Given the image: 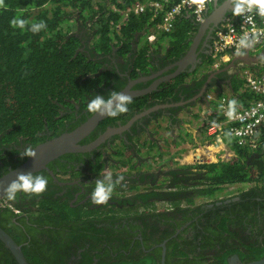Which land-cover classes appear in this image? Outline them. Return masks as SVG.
I'll return each instance as SVG.
<instances>
[{
  "label": "trees",
  "instance_id": "trees-1",
  "mask_svg": "<svg viewBox=\"0 0 264 264\" xmlns=\"http://www.w3.org/2000/svg\"><path fill=\"white\" fill-rule=\"evenodd\" d=\"M135 1L140 0H4L3 5L0 6L1 142H16L18 136L35 142L41 138L38 132L44 129V125L51 124V129L56 130L57 123L62 122L63 117L56 109L57 102L68 105V108L73 110L71 101L78 104L80 101L83 107L86 105L87 97L92 99L97 92L107 98L109 93L104 89L110 83V77H113L115 87L119 88L124 84L125 78L112 70L104 69L97 74L99 65L94 63V60H87L86 55H108L113 52L114 58L121 62L118 67L125 69L134 78L138 76V72H145L147 67L151 66L152 54L165 59L172 57L177 59L183 54L192 42L191 36L200 23L189 13H182L175 19L170 32L161 33L157 41L148 43L146 35L154 29L158 17L151 19L150 13L129 14L127 21L122 23L119 13L110 8L114 5L118 10L123 11ZM222 1L224 0H217L216 3ZM238 4L242 7L246 1L240 0ZM212 6L213 2L208 5L205 18L213 9ZM236 13L237 11L230 10L226 16H234L236 20ZM256 15L261 18L258 13ZM13 20L23 21V27L18 24L13 25L11 23ZM69 22L73 24L69 26ZM41 23L45 27L33 32V25ZM215 30L211 33L210 43ZM81 42H84V45ZM247 50L251 53L249 49ZM243 52L244 50L241 53ZM211 60L209 50L203 64L194 71L179 75L181 79H185L189 75L198 74L193 87L189 86L190 94L194 95L197 88L203 84L210 72L208 66ZM230 62L216 69L220 72L210 79L201 96L207 90L213 88L221 90L223 86H226L230 89L236 105L241 106L255 95L240 90L243 84L239 78V72L249 68L257 74L264 73V56L250 64L241 61ZM103 82H105L104 89L99 87ZM178 83L177 76L163 83L164 87L159 94H169ZM146 96L133 97V102L128 106L140 107ZM201 96L174 107L176 112L172 119L161 118L166 121L165 130L169 138L172 135L175 136L173 134L175 130L181 131L186 137L192 136V129L180 117V114L187 111L189 106ZM175 99V101L180 100L178 96H175ZM212 111L213 106L208 105L210 119L214 117ZM111 119L112 117L107 116L98 126ZM153 124L154 122L150 123L152 127ZM145 125L147 131L139 129L131 133L127 143L122 139H119V142L117 136L112 137L110 145L105 150L107 152L106 167L113 165L118 169L145 171L152 166L149 162L152 153L155 152L159 157L165 155L166 142L160 144L154 131L148 128V123ZM142 148H145L143 153H141ZM10 149L6 150V154L18 153L17 150ZM234 150L236 155L228 162L219 161L189 166L192 178L182 186L168 182L167 174L172 173V168L151 171V180L143 184H138L136 180H124L129 186L131 198H139L143 202L149 198L152 200L143 204L135 202L124 209L107 208L105 211L89 209L85 215H94V225L89 218L82 217L84 210L77 206L71 207L67 203L57 202L51 196H45L38 202V207L39 213L46 218L47 222L44 223L47 225L41 224L32 228V234L36 235V245L42 258L32 257L31 261L27 257L29 252L21 248L27 262L29 264H67L68 256L75 254L77 248L87 246L83 249L82 255V259H86L85 255L89 249L98 248L97 246L103 242L111 244L115 240L113 236L106 234L102 228L96 227L103 215L116 218L120 214H145L144 216L168 219L173 216L170 214L174 211L185 210L182 209L184 207H180L181 202L191 204L195 195L207 196L212 200L214 198L215 201L224 184L256 181L258 184L254 187L261 190L264 182V143L261 142L253 151L236 145ZM2 156L3 150L0 149V158ZM97 158L94 161L95 165L102 167L97 164H102ZM166 160L170 161L169 158ZM248 193L249 191L244 195ZM187 194L190 196L187 197ZM244 197L241 196L240 202L226 205L229 207L222 216L215 214L216 224H212L210 228L213 232L207 235V242L213 245L212 247L218 245L216 250L220 253L215 259L220 264H227L226 259L231 253H236L241 261L258 259L264 254V244L258 241L249 243L239 241L235 244L228 242L227 237L222 236L223 233L229 234L226 230L228 222L238 224L256 220V208L261 206L257 205L255 200ZM166 198H169L167 201L170 203L169 210L156 211L153 208V202ZM127 202L130 203L132 200H123L122 203ZM231 215L235 216L231 217ZM218 228L221 230L216 232ZM102 234L106 235L101 236ZM14 238L17 239V237ZM173 247H176L175 243ZM117 249H112L113 256L109 255L105 258L94 254L97 259L94 264H156L154 254L159 251L158 248L153 250L156 251L154 253L140 254L131 258L128 254L116 252ZM105 252L108 254L107 249ZM166 252V264H170L167 262L169 261L167 246ZM177 253L187 257L181 249H178ZM156 256L158 257V253ZM186 260L187 258H184L182 262L188 264ZM196 260L192 259V261ZM182 262L180 264H183ZM0 264H17L1 241ZM82 264L90 263L86 260Z\"/></svg>",
  "mask_w": 264,
  "mask_h": 264
},
{
  "label": "flooded vegetation",
  "instance_id": "flooded-vegetation-1",
  "mask_svg": "<svg viewBox=\"0 0 264 264\" xmlns=\"http://www.w3.org/2000/svg\"><path fill=\"white\" fill-rule=\"evenodd\" d=\"M238 2H240V0H235L233 1V4L237 5ZM214 28L216 29L217 27H214L212 23L205 25V27L199 26L191 36L192 42L177 59L175 57L165 59L160 58L157 54H152L150 62L151 66L147 67L145 72H138V76L134 78H132L125 69L122 70L123 68L118 67L121 62L119 63L117 59L114 58L115 55H113V52L108 55H86L87 60H94V63L99 65L96 71L97 74L104 69H109L125 78L124 84L119 88L114 86L113 77H110L111 80L110 83L106 85V89L103 87L105 85V82H103L99 87L107 90L108 93L114 90L120 92L128 85L129 81L141 79L142 77H146L145 80L134 83L130 89L133 91L148 87L152 89L146 93L133 96L139 97L147 95L143 98L140 107L138 105L128 106V111L126 113L121 114L116 118H112L110 121L98 126L102 121L101 120L87 135L80 139L78 143H90L104 131L110 128L123 126L134 115L142 112L144 113L139 118H136L127 128L107 136L96 147L89 151L65 152L52 160H49L45 168L34 172L36 173L35 175H43L48 180L47 189L41 195H32L29 197L23 193H18L15 201H8L6 196H2L3 194L0 195V227L9 234L17 244H19L20 248L29 252V256H27L29 260L32 261V257L38 259L42 258L36 245V235L32 234V228L40 226L41 224H44L42 226L47 225L44 223L47 222V220L39 213L40 210L38 207V202L42 198H45V196H51L53 200H56L57 202L67 203L71 207L77 206L79 209L84 210V216L82 217L86 219L89 218L94 225V215H85V212L89 209H100L104 211L107 208L124 209L132 206L135 202L140 204L142 202L143 204L146 201L152 200V198H149L143 202V200L139 198H131L129 186L123 181V186L117 185L115 187L111 199L107 204L93 205L90 200V195L95 187L93 181L106 175L108 172L112 174L114 180L117 176L122 175L124 180H136L139 182L138 184H143L151 180V171L172 168V173L167 174L168 182L170 184H179L182 186L191 180L192 175L190 174L189 166H166L164 163L155 166L153 164L155 163L154 160L159 161V158L165 159L171 156L172 150H168L167 143L174 146L177 138L175 132H173V134L176 137L173 135L170 138L168 137L167 131L165 130L166 121L161 118L166 117L168 120L172 119L176 112L174 111V107L201 96L203 90L210 82V79L220 72L219 70H210L203 84L197 88V92L194 95L190 94L189 86L193 87L195 80L198 79L196 78L198 74L189 75L188 78L185 79H181L179 76L181 73L194 71L204 63V59L209 53V48H211L210 38H212L211 33L215 30ZM81 44L84 45V42H81ZM188 51H193V54L190 55L191 63L182 71H179L172 76L177 70L176 62L186 55ZM176 76L179 79L177 86L172 89L169 94H159L164 87L162 84L170 81ZM199 78H202V76H199ZM221 78L222 76L220 79ZM96 94L101 95L98 92ZM203 95L200 99L203 98ZM175 96H178L180 100L175 101ZM90 100L91 97H87L86 105L83 107L80 105V101L79 104L71 101L74 106L73 110L68 108V105L66 106L57 102L56 109L63 117V120L62 122L57 123L56 130L51 129V124L50 126L44 125V129L38 132L41 136L40 139L42 140L39 139L32 142L28 141V138L26 137L18 136L16 142H1L2 134H0V149L3 150V156L0 158V177L27 158H21L18 154L20 151H23L25 147L31 146L34 148L38 144L49 141L60 134L70 132L86 121L92 114H94L87 110V104ZM106 117L107 116L104 118ZM145 122L148 123L149 129L153 128L150 130L154 131V135L159 139L160 144L166 142V146L164 147V150L166 151L165 155L159 157L155 152V154L152 153L149 161L152 166H150L149 170L145 171L134 169L129 170V168L118 169V167L113 165L106 167L107 165L105 164V161L107 152L105 150L110 145L112 137L117 136V140L122 139L127 143V138L131 133H135L139 129L147 131ZM151 122H154L153 127L150 125ZM163 130L166 132L165 134L162 132ZM157 134H160V136ZM8 148L15 149L18 153L8 155L6 154ZM143 149L145 148H142V150ZM96 158L98 159V162H102V164L97 163L102 167L95 165L94 161ZM141 178L142 181H140ZM261 188V190H258L256 187L251 186L247 190L238 191L229 197L217 198L215 201L214 198L212 200V198H208L207 196L195 195L191 204L181 202L180 207H184L182 209L185 210L174 211L170 214L173 216L168 219L153 218L151 215L144 216L145 214H120L116 218H114L115 216L108 217L103 215L101 216L102 219L98 221L96 227L102 228L106 234H111L115 240L112 241L111 244L103 242L97 246L98 248L89 249L87 255H85L86 259H82V255L84 253L83 249L87 246L77 248L75 254H70L68 256L69 259H67L66 262L67 264H82L83 261L87 260L90 264H94L97 262L96 255L94 254H98L104 258L109 255L113 256L112 249L116 248H118L116 252L128 254L131 258L140 254L154 253L156 251L153 250L159 248V251L157 252L158 257L156 256L157 253L154 254L155 262L156 264H160L163 256V264H166L167 246V249L169 250V261L167 262L170 264H180L184 258H187L186 262L188 264H220L215 259L220 253L216 250L218 245L216 244L212 247L213 245L207 242V235L213 232L210 228L212 224H216L215 214H220L222 216L225 213L224 211L229 207L226 205L242 201L241 196H245L244 198H251L256 201L257 205L261 206L256 208V220H253L251 223L246 221L238 224L228 222V228H226V230L229 234L223 233L222 236L227 237L228 242H233L235 244L239 241L244 243L258 241L261 244H264V182ZM248 191L249 193L244 195ZM189 196L190 194H187V197ZM168 199L169 198L155 200L152 205H155V203H168L170 205V203L167 202ZM123 200H132V202L123 204ZM163 209L164 207H162V209L160 208V210ZM234 216L235 215H231V217ZM220 230L221 229L218 228L216 232H219ZM106 234H102L101 236H105ZM14 237H17V239ZM216 240L219 242L218 238ZM173 243L176 244V247H173ZM105 249L108 250V254L105 252ZM178 249H181L187 257L178 255ZM163 251L164 253L162 255ZM235 255L237 254L231 253L228 255L226 259L227 264ZM193 258L197 260L192 261ZM182 263L184 264V262Z\"/></svg>",
  "mask_w": 264,
  "mask_h": 264
},
{
  "label": "built area",
  "instance_id": "built-area-1",
  "mask_svg": "<svg viewBox=\"0 0 264 264\" xmlns=\"http://www.w3.org/2000/svg\"><path fill=\"white\" fill-rule=\"evenodd\" d=\"M213 1L204 0L201 5L192 0H140L123 11L114 5L110 8L119 13L122 23L127 21L129 14L150 13L151 19L158 17L154 29L146 35L147 42L154 43L160 38L159 34L173 29L175 19L182 13H189L199 23L204 21L207 7ZM241 9L236 13V20L234 16L227 15L216 28L210 48V70L229 63L234 55L243 50L249 49L254 53L264 49V14H261L260 7L246 3ZM245 38L247 46H242L240 42ZM239 78L243 84L240 90L255 97L240 106L236 105L226 86L221 90L213 88L205 91L202 99L180 114L192 129V136L186 137L175 130L177 138L174 146L167 145L168 150H172L171 156L160 158L154 165L193 166L228 162L236 155L234 145L253 151L261 142L264 143V73L257 74L244 68L239 72ZM208 105L213 106L212 119L209 118ZM168 158L170 161L166 160ZM256 184V181L224 184L216 198L229 197ZM169 206L168 203H155L153 208L156 211L162 207L169 210Z\"/></svg>",
  "mask_w": 264,
  "mask_h": 264
},
{
  "label": "water",
  "instance_id": "water-1",
  "mask_svg": "<svg viewBox=\"0 0 264 264\" xmlns=\"http://www.w3.org/2000/svg\"><path fill=\"white\" fill-rule=\"evenodd\" d=\"M217 0L213 1V9L210 11L209 15L204 19L203 22L200 23L199 26L205 27L209 23H212L214 27H217L220 24L229 10L237 11V6L233 4L235 0H224L220 3H216ZM247 2V0H244ZM215 29V28H214ZM192 50V49H191ZM193 54V51H188L186 55H184L180 60L176 62L177 70L172 74V76L179 71H182L188 64L191 63L190 55ZM264 56V49L260 50L258 53H250L247 49L244 50L243 53H239L234 55L232 59L229 61L230 63L234 61H241L247 64L257 62L259 57ZM146 77H142L141 79H134L129 81L128 85L124 87L123 92L125 94L131 95L132 97L135 95H140L148 92L150 87L141 89V90H131L130 87L141 80H145ZM130 89V90H129ZM153 109V108H151ZM144 113H139L134 115L126 124L117 128H110L104 131L100 136H98L95 140L87 144H79L78 141L82 139L85 135H87L104 117H100L95 113L92 114L86 121L82 124L71 130L70 132H66L60 134L57 137L52 138L49 141L38 144L34 147L37 156L36 159L27 157L22 163L10 169L7 173L0 177V185L7 187L8 183L15 179L16 174L18 173H34L40 169L46 167V164L49 160L69 151H79L85 152L89 151L92 148L96 147L101 141H103L107 136L112 133H117L120 130H124L127 128L136 118H139ZM3 192L0 190V195ZM0 241L4 244V246L10 251L13 258L15 259L17 264H29L19 246L15 242V240L7 234L0 227ZM164 251L162 252L163 255ZM160 264H163V256L160 261ZM228 264H264V255L258 259L250 260V261H241L237 255L233 256Z\"/></svg>",
  "mask_w": 264,
  "mask_h": 264
},
{
  "label": "clouds",
  "instance_id": "clouds-1",
  "mask_svg": "<svg viewBox=\"0 0 264 264\" xmlns=\"http://www.w3.org/2000/svg\"><path fill=\"white\" fill-rule=\"evenodd\" d=\"M192 2L202 5L204 0H192ZM247 2L249 5H258L261 9V14H264V0H247ZM3 3L4 0H0V6H2ZM236 10H242L239 4L237 5ZM11 23L13 25L18 24L21 27L24 25L23 21L17 20H13ZM43 27H45L43 23L33 25L32 31H39ZM245 41L246 38L241 40L240 43L242 46H247ZM132 102L133 98L131 95L114 90L109 93L107 98L102 95H94V97L87 104V110L100 117L108 116L116 118L120 114L126 113L128 111V105H130ZM18 154L21 158L29 157L36 159L37 156L35 149L31 146L25 147L23 151H20ZM123 181L124 177L122 175L117 176L115 180H113V176L110 172L100 178H97L95 181H93L95 187L90 195L91 203L93 205L107 204L111 199L115 187L117 185L123 186ZM47 184L48 180L43 175H33V173H18L16 174L15 179L8 183L7 187L0 185V190L3 192L2 196H6L8 201H15L17 199L18 193H23L29 197L32 195H41L46 191Z\"/></svg>",
  "mask_w": 264,
  "mask_h": 264
},
{
  "label": "rangeland",
  "instance_id": "rangeland-1",
  "mask_svg": "<svg viewBox=\"0 0 264 264\" xmlns=\"http://www.w3.org/2000/svg\"><path fill=\"white\" fill-rule=\"evenodd\" d=\"M68 25H69V26H71V25H72V23H70V22H69V23H68ZM187 124H188V123H187ZM150 129H151V128H150ZM152 129H153V128H152ZM152 129H151V130H152ZM160 130H161V129H160ZM162 132H163L164 134L166 133L164 130H163ZM157 135H159V136H160V134H157ZM168 144H169V143H167V145H168ZM143 150H144V149H143ZM143 150H141V153H143V152H144ZM154 162H156V160H154ZM153 165H154V164H153ZM155 166H156V164H155Z\"/></svg>",
  "mask_w": 264,
  "mask_h": 264
},
{
  "label": "bare ground",
  "instance_id": "bare-ground-1",
  "mask_svg": "<svg viewBox=\"0 0 264 264\" xmlns=\"http://www.w3.org/2000/svg\"><path fill=\"white\" fill-rule=\"evenodd\" d=\"M214 35V34H213ZM210 49V48H209Z\"/></svg>",
  "mask_w": 264,
  "mask_h": 264
}]
</instances>
